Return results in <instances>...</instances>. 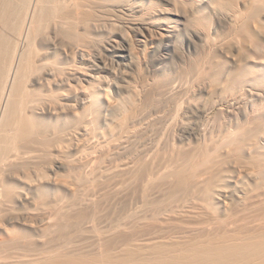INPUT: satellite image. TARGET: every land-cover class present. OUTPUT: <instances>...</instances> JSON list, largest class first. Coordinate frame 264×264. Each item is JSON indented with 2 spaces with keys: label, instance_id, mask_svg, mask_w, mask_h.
<instances>
[{
  "label": "bare ground",
  "instance_id": "bare-ground-1",
  "mask_svg": "<svg viewBox=\"0 0 264 264\" xmlns=\"http://www.w3.org/2000/svg\"><path fill=\"white\" fill-rule=\"evenodd\" d=\"M86 2L91 7L94 3L107 4L121 18L128 19L135 34L141 37L144 53L152 40L160 41L159 46L168 52L171 48L174 51V41L183 33L190 44L203 42L218 63L203 86L190 89L206 94L205 104L198 98L200 102L182 103L186 85L183 96L178 84L157 87L162 91L153 89L160 97L180 96L179 103L185 106L178 103V111L172 115H178L173 118L180 127L172 120L181 133L174 131L176 135H170L167 125V133L164 130L163 134L167 141L158 140L149 148L147 142V147L137 149L128 162L114 164L113 169V165L110 169L104 165L106 152L110 153L111 148L118 151L126 143L133 150L140 137L137 138V124L145 120L147 107L143 101L148 98L143 100L145 92L138 91L137 84L132 85L130 80L127 82L142 68L141 57L132 52L131 45H122L123 52L114 45L111 62L108 55L93 61L107 71L109 64L117 66L115 75L126 83L121 91L128 93L118 99L110 93L111 74L103 75L82 65L85 56L80 53L81 47L62 39L61 29L70 27L78 32L82 22H86L85 14L82 16L79 10ZM165 2V8H157L145 0H0V264H264V104L248 118L249 122H256L254 130H247L239 122L220 141L207 137L212 132L206 135L201 123L211 113L208 106L215 105L217 110L221 100H241L233 94L241 88L240 84L249 81L250 70L235 74L232 71L246 56L253 58L250 49L264 54V0H241L236 2V15L225 16L226 11L221 14L223 23L229 24L235 34L224 43L215 37L211 40V31L201 26L194 28V19L205 6L211 7L213 0ZM240 5L249 14L245 15ZM110 48L113 49L111 45ZM141 72L139 77L143 78L145 70ZM246 90L253 98L264 100V74L253 77ZM242 92L245 97L246 92ZM156 97L155 94L153 99ZM186 114L198 121H184ZM173 122L168 124L172 126ZM52 124L56 127L51 132ZM186 141L190 145L202 142L203 151L197 154L200 147L193 150V145L185 146L192 148L186 150ZM169 147L171 151L166 153L165 148ZM88 148L95 151L87 155ZM74 170L82 173L79 178ZM69 171L75 178L68 179L62 173ZM79 181L89 184V190ZM84 189L92 192L89 197L86 190L82 194L87 200L80 193ZM108 192L123 204L130 200L129 208L124 204L128 211L123 210L121 216L118 213L117 220L107 217L110 212L102 215L99 209L103 206H97L101 200L97 198ZM123 194L130 199L125 195L129 199L126 200ZM109 200L113 202L112 198ZM84 203L87 212L83 210ZM124 205L114 206H121L122 210ZM113 211L116 215L118 209ZM40 231L41 235L45 233L43 239L55 232L59 238L52 236L59 242L46 238L49 244L42 239L46 248L36 252L34 233ZM78 233L83 243L94 245H90L91 251L86 247L89 253H78L75 246H84L75 239ZM18 246L25 250L21 256L15 252L19 257L13 253ZM6 251L13 254L7 255Z\"/></svg>",
  "mask_w": 264,
  "mask_h": 264
},
{
  "label": "rangeland",
  "instance_id": "rangeland-1",
  "mask_svg": "<svg viewBox=\"0 0 264 264\" xmlns=\"http://www.w3.org/2000/svg\"><path fill=\"white\" fill-rule=\"evenodd\" d=\"M145 1H148V3H150V4H152V5H154L155 7H157V8H165V4L164 3H166L165 2V0H145ZM235 1V2H234ZM239 1H241V0H213V3H212V5H211V7H209V5H207V6H205L204 8H203V10L201 11V13L200 14H198L197 15V19H194L195 20V22H193V24L195 25V27L194 28H198V27H202V28H204L206 31H211V32H209L211 35V40H216L217 42H218V40H219V42H221L222 40V42L224 43L225 42V40L226 39H228V38H233L234 37V35L235 34H232V31H233V29H232V27L230 28V25L228 24H224L223 22V20L221 19V17L223 16V15H227V16H231V15H234L235 13H236V11H237V13H238V10L236 9L237 8V3L239 2ZM228 2V3H227ZM231 2V3H230ZM237 2V3H236ZM87 3V5H88V3H90V2H86ZM86 3L83 5V7L81 8V9H79L80 10V13L82 14V16L84 15V18L86 17V22L88 23H86V22H82L81 24L83 25V27H82V25H80L81 26V29H79L78 30V32L76 31V30H72V29H70V27H66V29L65 28H63V29H61V32L62 33H64V34H62L61 33V36H62V39H64L65 40V43L66 44H70L71 43V45L73 44L75 47H77L78 46V48L79 47H81V48H79L80 49V53H82V54H84V60H82V65L84 64L88 69H90V70H97L98 72H103V75H105V74H107L108 76H109V79H110V81H111V83H113L112 85V89L110 90L111 92V96H113V97H116V98H118V99H120L123 95H127L128 96V93L127 92H122L121 90H124L125 88L123 87V85H125L126 83H124L123 84V82L125 81L124 79H119V77L117 78V76L115 75V73H118V70L116 71V69L115 68H117V66H115L114 65V67H112V65L111 64H109L108 65V71L107 70H104V68L103 67H100V66H95L96 64H93L95 61H96V59L97 58H104V59H106V55H108L109 56V61L108 62H111V56H110V54H111V51H113L114 50V45H115V47H118V48H116V50L117 51H119V52H123V50H122V45L124 46V48L126 47V46H128L129 47V45H131L132 46V52H133V50H134V54H136V55H139L140 57H141V62L142 63H140L141 64V66L140 67H142V68H140V72L142 71H144L145 70V72H143V78H142V76L141 77H139V73L140 72H138V73H135L137 76H135V78H134V73H133V76L132 77H128V81L127 82H129V80H130V82L129 83H131V82H133V83H131L132 85H136L135 87L138 89V91H141V92H143V94H144V92H145V94H144V98H143V100L144 99H146V98H148V99H152L150 102H149V100L148 99H146V100H144L143 102L145 103V105L146 106H144V107H147V108H145L146 110H145V120H144V122H142V120L140 121V123H138L137 125V129L139 128V132H140V135H139V133H138V135H137V138H138V140H135V144L132 146L133 147V150H132V148H131V145H129V144H125L124 146H122L121 148H122V150H121V148H119V149H117L118 151H116V149L114 150V149H112L111 148V151H110V153L109 152H106V159L108 160H105L104 161V163H107V164H104L105 165V167H107L108 168V166H106V165H109V169H110V166L111 165H113L111 168L113 169L114 167H116L115 165H118V163H120V164H122V162H123V164H125V162H128L130 159L129 158H131L132 156L131 155H133L132 153H134V152H137V151H141V148L143 147V148H145V147H147L146 145H147V142H148V148L150 147V146H153L154 144L153 143H155V144H157V142H158V140H163V141H167V140H164V136H163V134H165V133H167V131L169 132L170 130L171 131H173V132H171L170 131V135H172V136H174V134L176 135V133H177V135H180V133L181 132H179L180 130H178V129H180V128H177V125L179 126V124H180V122H178V120H176V119H174V118H177V116L178 115H176V117L175 116H172L173 114H174V112L176 113V109H177V111H178V105L182 102L183 103V101L184 102H186V105L188 104V102L187 101H190V102H194V100L196 101V100H200V101H202L201 103L202 104H205L207 101H206V99L208 98L207 96H206V94L204 95V94H202L201 95V93H199V92H197V93H195V92H193L194 90H197L198 89V87L199 86H203L207 81H208V79H209V77L212 75V73L213 72H215L216 70H217V68H216V66H217V58H216V56H215V54H213V53H211V52H208L209 50H208V48H206L205 46V44L203 43V42H200L199 40H197V44H190L189 43V39L187 38V37H185V36H187V35H185V34H181V37L179 38V39H176V40H178V41H174V51H172L173 49L171 48V49H169L170 51L168 52L167 50H166V48H163L162 46H159L161 43H160V41H158V40H152V41H150L149 42V44H148V48L145 50V53H144V47L142 46V43L141 42H139L141 39V37L139 36V35H137V34H135V32H134V30H133V28H131V26H130V24H128V22H127V20L128 19H124V18H121L122 16H119L118 14H117V12L116 11H114L109 5H105V4H103V5H100V4H96V3H91V4H93L92 5V7L90 6V4L88 5V7H86ZM147 3V4H148ZM235 3V4H234ZM228 4V8L226 7V5ZM96 5V6H95ZM84 6L86 7V8H84ZM207 7H209V9L208 10H205L204 11V9H206ZM232 7V8H231ZM240 7H242V9H243V7L244 6H242V5H240ZM96 8V9H95ZM106 8V9H105ZM109 8V9H108ZM221 9V10H219V9ZM224 8V9H223ZM101 9H102V12H101ZM216 9H217V11H216ZM246 8L244 7V9L242 10L243 11V13H245V15L246 14H249L247 11L248 10H246V11H244ZM92 10H94V11H92ZM82 11L84 12V13H82ZM226 11V12H225ZM229 11V12H228ZM215 12H217V14L218 15H221L223 12H225L223 15H221V16H219L220 18H218V15L215 13ZM219 12H220V14H219ZM228 13L229 14H231V15H228ZM236 15V14H235ZM93 16V17H92ZM116 16V17H115ZM119 16V17H118ZM248 16V15H247ZM118 17V18H117ZM219 19L222 21H219ZM90 21V22H89ZM107 21V22H106ZM115 22V23H114ZM127 25V26H126ZM227 25V26H226ZM85 27H87V29L85 28ZM98 27H99V29H98ZM69 30H68V29ZM84 28V29H83ZM228 28H230V29H232L231 31L228 29ZM83 29V30H82ZM96 29V30H95ZM132 29V30H131ZM199 29V28H198ZM72 31V32H71ZM76 31V32H75ZM93 31V32H92ZM205 31V32H206ZM68 32V33H67ZM86 33V34H85ZM206 33H208V32H206ZM234 33V32H233ZM78 35V37H77V35ZM91 34V35H90ZM230 34V35H229ZM232 34V35H231ZM68 35V36H67ZM76 35V36H75ZM81 35V36H80ZM66 36V37H65ZM91 36V37H90ZM227 36H229V37H227ZM73 38V40H70V39H72ZM212 37H215V38H213L212 39ZM227 37V38H226ZM66 38H68V39H66ZM78 40H77V39ZM80 38V39H79ZM74 40H76V42H74ZM93 40V41H92ZM74 42V43H73ZM82 42V43H81ZM110 42H111V44H110ZM122 42V43H121ZM196 42V41H195ZM84 43V44H83ZM97 43V44H96ZM87 44V45H86ZM110 45L113 47V49L112 48H110ZM119 45V46H118ZM175 45H177V46H175ZM185 45V46H184ZM196 45V46H195ZM227 47L229 46V45H226ZM134 47V48H133ZM248 50V49H247ZM251 51H252V53L253 54H251L252 55V59H250L251 58V56H250V58L248 59L247 58V56L245 57V59H244V61L242 62H240L239 64H240V66L238 65V66H236L235 68H233V71L232 72H234L233 74H235L236 72L237 73H239V72H243V71H245L246 69H249L250 70V72H249V74H248V79H249V81L248 82H245V83H242V84H240V86H241V91H240V89H238V91L237 92H235L234 94H233V96L234 97H239V98H241V100L240 99H238V100H240V101H238L237 99L235 100V102L233 101L232 102V100H231V102L229 103V101H227V100H221V105H220V103H219V105L221 106H217V110H219V111H217L216 110V107L214 108V106L215 105H210V106H208V109L210 108V110H208V112H211V113H208V116H207V119H204V121L203 120H201V121H203V122H201L202 123V128L204 129L205 128V130H206V135L207 134H209V133H211V134H209V135H207V137H209V138H211V136H212V138H214V139H212V140H214V141H220V140H222L223 138H224V136L226 135V133H229L230 131H234L236 128H237V125H238V123L239 122H241L244 126H246L245 128L247 129V130H254V128H255V126H256V122H249V120H248V118H250V117H252V112H253V110L256 108V107H260L262 104H264V100L263 99H258V98H256V97H252V95L251 94H249V92H247L248 90H246L247 88H249V86H250V84H251V80H252V78L253 77H257L258 76V74H264V54H262V55H260V54H257V53H254L253 51L254 50H252V49H250ZM249 50V51H250ZM180 51V52H179ZM175 52V53H174ZM178 52H179V54H178ZM182 52H184V53H182ZM91 53H93V54H91ZM101 53H102V55H101ZM87 54V55H86ZM99 54V55H98ZM250 54V53H249ZM127 55V54H126ZM185 55V56H184ZM257 57H256V56ZM104 56V57H103ZM145 56V57H144ZM260 57V58H259ZM111 58V59H110ZM247 58V59H246ZM254 58H256V59H254ZM143 59V60H142ZM184 59V60H183ZM259 59V60H258ZM95 60V61H94ZM224 60V59H223ZM253 60V61H252ZM91 61V62H90ZM94 61V62H93ZM246 62L248 63V64H246ZM255 62H257V63H255ZM246 65H245V64ZM92 64V65H91ZM82 65H81V67H82ZM85 66H83V67H85ZM89 66V67H88ZM93 66V67H92ZM111 66V67H110ZM224 66V65H223ZM82 67V68H83ZM85 67V68H86ZM96 67H97V69H96ZM113 69V70H112ZM142 69V70H141ZM141 72V73H142ZM150 72V73H149ZM149 73V74H148ZM156 74V75H155ZM106 75V76H107ZM148 78H147V77ZM117 78V79H116ZM130 78V79H129ZM133 78V79H132ZM143 80H142V79ZM115 79H116V81H115ZM134 79H135V81H134ZM138 79V80H137ZM112 80H114V81H112ZM123 80V81H122ZM152 81V82H151ZM144 82V83H143ZM146 83V84H145ZM155 83V84H154ZM157 83H158V85H157ZM167 83H171V85L173 84V85H177V86H181V87H178L179 88V90H180V94L182 93V95H180V96H183V94H184V96L182 97V98H180V96H175V97H177V98H174V96L173 97H167L168 95H163L164 97H162V95H161V97H160V95L158 96V94H159V92L158 93H155V90L153 91V89H156L157 87H161V86H163V87H161V88H165V86L167 85ZM175 83V84H174ZM123 84V85H122ZM147 85V86H145V85ZM153 84V85H152ZM180 84V85H179ZM117 85V86H116ZM142 85H144L145 87H143ZM150 85H152V86H150ZM161 85V86H160ZM185 85L186 86H188V87H185ZM190 85H193V87L192 86H190ZM121 86H122V89H121ZM150 86V87H149ZM155 86V87H154ZM149 89H148V88ZM154 87V88H153ZM187 89L185 92L183 91V90H185V88ZM195 87V88H194ZM140 88V89H139ZM146 88L148 89L147 91H146ZM161 88H157L158 90L160 89L161 90ZM182 88V89H181ZM184 88V89H183ZM193 89V91H191L190 89ZM244 88V89H243ZM145 89V90H144ZM150 89H152V92H151V90ZM157 89H156V92H157ZM144 90V91H143ZM182 90V91H181ZM192 92H190V91ZM245 91L246 92V96L244 97V95H242L244 92H242V91ZM148 91H150V94L152 93V95H149V93H148ZM162 91V90H161ZM160 91V92H161ZM187 91H188V93H187ZM140 92V93H141ZM184 92V93H183ZM241 92H242V94H241ZM127 93V94H126ZM146 93H148V94H146ZM156 94V99L154 100L153 98H155V94ZM186 93H187V95H186ZM190 93V94H189ZM195 93V94H194ZM237 93L240 95V96H242V97H240V96H238L237 95ZM142 94V93H141ZM142 94V95H143ZM153 94H154V96H153ZM193 96H192V95ZM145 95H147V96H145ZM189 95H191V97H189ZM200 95V96H199ZM249 95H251V96H249ZM121 96V97H120ZM149 96H150V98H149ZM151 96H153L152 98H151ZM248 96V97H247ZM158 97H160L161 98V100H159L158 99ZM180 98V100H181V102L179 103V98ZM187 98V99H183V98ZM188 97L192 100H189L188 99ZM244 97V98H243ZM164 98V99H163ZM166 98H168V99H166ZM169 98H171V99H173L174 98V100H169ZM198 98V99H197ZM247 98V99H246ZM163 99V100H162ZM177 99V100H176ZM203 99H205V102H204V100ZM226 99V98H225ZM165 100V101H164ZM167 100V101H166ZM183 100V101H182ZM186 100V101H185ZM198 100V101H199ZM146 101V102H145ZM170 101V102H169ZM172 101H174V102H172ZM199 101V102H200ZM166 102V103H165ZM197 102V101H196ZM204 102V103H203ZM223 102V103H222ZM228 102V103H227ZM239 102V103H238ZM148 103V104H147ZM159 103V104H158ZM179 103V104H178ZM176 104V105H175ZM223 104V105H222ZM237 104V105H236ZM150 105V106H149ZM155 105V106H154ZM181 105H183V106H185V104H180L179 106H181ZM234 105H236V106H234ZM211 106H212V109H211ZM150 107H154L153 109L152 108H150ZM178 107V108H177ZM218 107H220V108H218ZM233 109H232V108ZM172 108V109H171ZM224 108V111L222 110ZM226 108H228L227 110H226ZM231 108V109H230ZM230 109V110H229ZM174 110V111H173ZM215 112H214V111ZM148 111V112H147ZM170 111V112H169ZM172 111V112H171ZM219 112V113H217V112ZM221 111H223L222 112V114H221ZM226 111V112H225ZM152 112V113H151ZM163 112H165V113H163ZM148 113V114H147ZM169 113H170V115H169ZM177 114H178V112H177ZM180 114H183V113H181L180 112ZM185 114V113H184ZM211 114V115H210ZM150 115V116H149ZM218 115V116H217ZM150 118H149V117ZM169 116V117H168ZM171 116V117H170ZM183 117L185 116V115H182ZM188 116V117H187ZM192 115L190 114V115H187L186 114V116H185V119H184V121H187L188 119V121H193V120H195V121H198V119L196 118V117H191ZM174 117V118H173ZM183 117H182V119H183ZM148 118V119H147ZM157 118V119H156ZM160 118V119H159ZM164 118V119H163ZM170 118H171V120H170ZM172 118H173V120H174V122L176 123V122H178L179 124H175L174 122H173V120H172ZM163 119V120H162ZM167 119H169V121H172L176 126H174V124L172 125L174 128L172 129L171 127L172 126H170L171 124L170 123H172V122H168V120ZM179 119V118H178ZM152 121V122H151ZM159 121V122H158ZM165 121V122H164ZM142 122V123H141ZM167 122V123H166ZM153 123V124H152ZM162 123V124H161ZM165 123V124H164ZM170 125H169V124ZM203 123H205L204 125H203ZM207 123V124H206ZM210 124V125H209ZM148 125V126H147ZM161 126V128H160V126ZM165 125V126H164ZM169 126L168 128L166 127V126ZM181 125V124H180ZM54 125L52 124V126H49L50 128H49V130L52 132V130L53 129H55L54 127H56V125L53 127ZM175 127L177 128V129H175ZM180 127V126H179ZM53 128V129H52ZM165 128H167L166 130H165ZM52 129V130H51ZM142 129V130H141ZM148 129V130H147ZM159 129V130H158ZM175 129V130H174ZM152 130V131H151ZM166 132H165V131ZM207 130H208V132H207ZM174 131L176 132V133H174ZM210 131V132H209ZM165 132V133H164ZM179 132V133H178ZM144 133V134H143ZM161 134V135H160ZM162 136H163V139H161L162 138ZM172 136H171V138H172ZM137 138H135V139H137ZM168 138V137H167ZM167 138H165V139H167ZM218 139H220V140H218ZM136 141H137V143H136ZM150 141H151V143H150ZM92 143H93V141H92ZM146 144L145 146H143V145H141V144ZM152 144V145H151ZM196 142H194V143H192V145H193V150H198V148H199V150L197 151V154H199V153H201L202 151H203V145H202V147H201V144H203L202 142H201V144H200V146H196V145H199L198 143L196 144ZM128 145V146H127ZM192 145H190L189 144V142L188 141H186L185 142V144H184V147L185 146H192ZM126 146V147H125ZM130 146V147H129ZM137 147V148H135V147ZM125 147V148H124ZM166 147H168L167 145H166ZM195 147V148H194ZM127 148V149H126ZM139 148H140V150H139ZM187 148H189V147H185V149L186 150H188ZM93 149V148H92ZM91 148L89 149H86L85 150V152H86V154L88 155V154H91V152L93 153V151H95L94 149L92 150ZM125 149V150H124ZM129 149H130V151H129ZM138 149V150H137ZM167 148H165V152L166 153H168L169 151H171V147H169L168 148V150H166ZM190 150H192V148H189ZM126 150H128V154H127V151ZM135 150V151H134ZM137 150V151H136ZM189 150V151H190ZM202 150V151H201ZM89 151V152H88ZM113 151V153H111ZM126 151V152H125ZM188 151V152H189ZM88 152V153H87ZM115 152V153H114ZM192 152V151H191ZM196 152V151H195ZM199 152V153H198ZM117 153H120V154H117ZM192 153H194V152H192ZM85 154V153H84ZM108 154L112 157H109L108 156ZM127 154V155H126ZM195 154V153H194ZM119 155V156H118ZM196 155V154H195ZM116 156V157H115ZM122 156V157H121ZM130 156V157H129ZM108 157V158H107ZM112 159V161H110V159ZM129 159V160H128ZM123 160V161H122ZM125 160V161H124ZM248 160H250V159H248ZM119 161V162H118ZM113 163V164H112ZM115 164V165H114ZM119 164V165H120ZM69 172H71L72 174L70 175L69 174ZM69 172H66V174H65V172H62V173H64L63 175L64 176H67L66 178H70V179H72L73 177L75 178V176H73V171H69ZM74 172L77 174L78 173V170H74ZM80 172V171H79ZM79 174H82L81 172L80 173H78L77 175H78V178L80 177V175ZM69 175V176H68ZM75 175V174H74ZM76 175V176H77ZM68 178V179H69ZM80 182V181H79ZM80 183H82V182H80ZM79 183V185H81L82 187L84 186L85 188H88V190H89V184H87V185H85V183H82V184H80ZM86 186H88V187H86ZM91 186V185H90ZM83 189V188H82ZM86 190V191H85ZM87 189H84V190H81V195L83 194V195H85V193H84V191L85 192H88V193H86V196H88L89 197V195H90V193H92V192H90L91 190H92V186L90 187V191H88ZM109 193V192H108ZM107 193V194H108ZM88 194V195H87ZM107 194H105L104 196H102L103 197V199L105 198V196L107 195ZM110 194V193H109ZM81 195H79V196H81ZM82 195V196H83ZM103 195V194H102ZM110 195H112V193L110 194ZM127 197H128V194H125ZM124 194L122 195V196H125ZM81 196V197H82ZM124 197L126 200L129 198H127V197ZM85 196H83V199H88V197H85ZM100 197V198H99ZM98 198H97V200L98 199H101V200H98L97 202H99L100 203V205H98L97 203V206H98V209L99 208H101V206H103L101 209H99V211L101 212V211H103V212H101V214L102 213H105L104 215H107L108 213L107 212H110L109 214L110 215H107V217H111V219L112 218H114V219H112V220H117V219H119L120 217L118 216V213H119V215H120V213H121V215H122V211L123 212H125V211H128V208L130 207V198L128 199L129 201H127V205H129V206H127L126 205V201L124 200V204L128 207V208H126V206L123 204V202L121 203V202H118V201H120V199H117L116 200V198L114 199V194L112 195V199H113V202L111 203V201L109 200V199H111L108 195H107V198H109V199H107V198H105L106 199V202H107V200L108 201H110V202H107V203H105L104 201H105V199L103 200L102 199V197L101 196H99ZM130 197H131V195H130ZM77 199H79V197L77 198ZM85 200V201H86ZM116 201V202H115ZM88 201H86V203H87ZM101 202H104V204L103 205H101ZM118 202V203H117ZM86 203H84V205L86 204ZM108 203H109V205H108ZM107 204V205H106ZM116 204H118V205H124L123 207H122V210H121V206H114V205H116ZM83 205V210H84V212H87V208H86V206H87V204L84 206ZM111 205H113L112 206V208H111ZM106 206V207H105ZM111 208V210L109 211V209ZM116 207V210L118 209V211L116 212L117 214L116 215H114L115 213H113L114 211H113V208H115ZM120 207V208H119ZM107 210L108 209V211H105V209ZM125 208L127 209V210H125ZM115 210V209H114ZM121 211V212H120ZM42 213V212H41ZM41 213H37V215H39V214H41ZM107 213V214H106ZM44 214V213H43ZM87 214H89V213H87ZM103 215V214H102ZM112 215V216H111ZM120 215V216H121ZM114 216V217H113ZM115 216H116V218H115ZM38 217H40V216H38ZM43 217V216H42ZM119 217V218H118ZM108 219H110V218H108ZM117 222V221H116ZM38 224V223H37ZM40 224V223H39ZM39 224L37 225V226H39ZM41 226V225H40ZM37 231V230H36ZM71 231H73V233H75L74 232V230L72 229ZM38 232H39V230H38ZM41 233H37V232H35L34 233V235H35V244H36V246L35 247H33V249L36 251V252H40V251H42V250H44L46 247H44V243L46 244V241H41L43 238L41 237V236H43V235H41L43 232L42 231H40ZM55 233V232H54ZM53 232L52 233H50V234H48L49 236H47L46 235V238H48V240L50 241V242H52L53 241V243H57V242H59V240L57 241V242H55L58 238H59V236L55 233L54 234ZM68 233H70V231L68 232ZM38 234L40 235V236H38ZM37 235V236H36ZM56 238V236H58V238H56V240H55V238L53 237V236ZM79 233H78V235L76 236V238L75 239H77V240H79L78 242H82L83 243V241H81L80 239H79ZM52 237V240H50L49 238H51ZM45 237H44V239L43 240H47ZM40 239V240H39ZM74 239V238H73ZM47 240V242L50 244V242ZM55 240V241H54ZM38 241V242H37ZM76 240H74V242H75ZM77 242V241H76ZM39 243V244H38ZM52 243V244H53ZM82 243L81 244H79L80 246L82 245ZM88 243H90V242H88ZM107 244V242H104L103 244ZM22 243H20L19 244V246L21 245ZM84 244V246L85 245H87V242H84L83 243ZM88 245H89V247H88ZM87 246H83V248H82V246H81V248H82V250H80L81 248L79 247V246H75V247H78L79 249H78V253H89L90 251H91V249H93L94 248V245H92V244H88ZM90 245H92V247L93 248H91V246ZM17 247L16 249H20V247ZM34 246V245H33ZM45 246H47V245H45ZM39 247V249H38V251H37V248ZM43 247H44V249H43ZM75 247H73V249L75 250L76 248ZM90 250H88L87 248ZM21 248H22V246H21ZM19 249H18V251H14L13 253L14 254H16L15 252H18L19 253V255L21 256L22 254H23V252L25 251L24 249H23V251H22V249H20V251H19ZM40 249H42V250H40ZM85 249H87L86 251H88V252H85ZM77 250V249H76ZM79 250H80V252H79ZM82 251H84V252H82ZM77 252V251H76ZM6 253H7V255H9V253H10V255H12L13 253H11L10 251L8 252V251H6ZM5 253V254H6ZM77 253V254H78ZM24 254H25V252H24ZM17 256H18V254H16ZM79 255V254H78ZM6 256V255H5ZM7 257V256H6ZM19 257V256H18Z\"/></svg>",
  "mask_w": 264,
  "mask_h": 264
}]
</instances>
